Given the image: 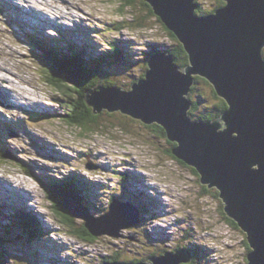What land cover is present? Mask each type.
<instances>
[{"label":"rangeland","instance_id":"obj_1","mask_svg":"<svg viewBox=\"0 0 264 264\" xmlns=\"http://www.w3.org/2000/svg\"><path fill=\"white\" fill-rule=\"evenodd\" d=\"M8 1H14L23 9L16 16L6 0H0V147L2 154L8 156L0 159V180L6 179L2 184L7 183L12 188L18 186L14 187L18 189L15 191L23 195L32 192V196L25 200L27 210L20 207L21 200L0 195V239L6 247L3 264H102L113 258L126 263H149V257L190 249L200 257L195 258V264H247L249 252L243 244L246 235L226 216L219 193L201 184L192 167L186 168L171 159L164 138L156 139L153 130L137 119L129 122L123 132L114 127L122 122L110 121L107 110L101 111V127L95 128V132L82 131L63 122L60 118L67 116L71 107L68 102L76 97L70 99L73 95L65 88L57 95L46 83L41 62L35 56L41 53L32 45L29 36L32 32L42 33L55 46H65L52 40L58 38L51 28L57 24L45 22L43 16L48 9H51L50 16L62 13V9L63 18L87 23L69 33L79 34L75 37L76 43L85 44L88 31L96 32L90 33L96 37L100 34V38H91L94 46H87L89 58L108 51L107 43L126 45L123 54L132 60L122 57L126 70L120 67V73L109 81L116 71L109 67L106 69L109 74L104 75L101 82L128 91L131 81L144 72L141 65L145 56L148 60L152 51H167L174 46L145 2L136 0L126 7L124 0H38L40 4L37 0ZM196 1L206 12L216 9L219 2ZM37 5L43 15L31 13L27 8ZM25 21L35 29L26 31L21 24ZM87 26L92 27L88 30ZM60 29L62 37L70 38ZM112 53L120 55L121 48L113 46ZM203 88L210 97L209 88ZM199 96L200 89L188 98L197 100ZM32 100L38 105H29ZM201 102L199 113L204 112V104L210 109L214 104L211 97ZM116 112L121 114L115 111L114 115ZM154 124L157 125L156 122L151 125ZM69 178L82 186L77 198L92 216L106 214L110 201L117 199L137 205L141 212L140 223L121 229L118 237L102 235L91 242L71 235L83 221L72 216L71 229L64 227L49 209L50 203L39 186V181ZM20 185L27 188L23 190ZM73 188L79 193L78 186ZM72 198L75 201L73 192ZM24 213L36 229L38 237L35 239L24 228L25 224L16 223L18 214L25 220Z\"/></svg>","mask_w":264,"mask_h":264},{"label":"water","instance_id":"obj_2","mask_svg":"<svg viewBox=\"0 0 264 264\" xmlns=\"http://www.w3.org/2000/svg\"><path fill=\"white\" fill-rule=\"evenodd\" d=\"M144 1L183 45L190 64L180 70L173 55L158 53L148 62L146 79L131 91L97 87L88 104L94 113L120 111L162 125L177 144L174 156L219 193L226 216L246 235L247 264H264V0H223L225 7L205 16L195 14L196 0ZM195 76L206 79L228 105L213 121L189 118ZM69 194L64 210L94 237H118L121 229L139 223L129 203L113 200L106 214L94 217ZM148 260L102 264H186L191 257L181 250Z\"/></svg>","mask_w":264,"mask_h":264},{"label":"trees","instance_id":"obj_3","mask_svg":"<svg viewBox=\"0 0 264 264\" xmlns=\"http://www.w3.org/2000/svg\"><path fill=\"white\" fill-rule=\"evenodd\" d=\"M135 1L136 0H124L123 2L125 3L124 5L126 7H130L134 4ZM144 4L145 6L148 7L150 14H154L152 7H150L146 2ZM225 5L226 3L223 0H219V2L217 3L218 7L216 8H223L225 7ZM212 12H214V10L206 12L205 10L203 11L201 7H198L195 14L202 16L207 13L210 14ZM156 18L159 22H161L159 17L156 16ZM161 24L163 29H165V31L168 33L169 37L172 39L174 43V46L170 48V50H168L167 52L174 56L176 65L180 69L185 68L190 64L189 56L187 52L185 51L183 45L177 40L174 33L170 31L163 22H161ZM114 47H118L117 43H115ZM55 49H56L55 47H52L48 43H46L45 46L42 47L39 46V49H35L38 50L39 53H41V55L36 54L35 56L41 62V66L43 67L42 73L46 78L45 79L46 83L51 88L56 90L55 91L56 94L58 95L60 93H63L62 88H65L70 94L73 95L70 99H72L74 96L76 97L75 100L68 102V104L71 105L70 109L68 110V115L66 116V114H64L60 119H62L63 122L71 126H74L82 131L95 132L96 131L94 130L95 128L99 129L101 127V125H99V118L102 113L98 111L94 113L92 106L88 104V95L91 96L94 92H97L96 88L99 84L98 81H100L102 74L103 73L109 74L108 70H106V67H108L110 59L112 58L115 59L114 63L112 64V67L118 66L115 70L119 69L120 67H123V64H120V62H122V57L124 56L123 51L121 49L120 55L117 54L114 55L112 53L113 50V46H112L111 51L106 53L104 56L99 58L86 59L85 55L82 54L80 51H78L77 47L75 46H68L67 49L65 50L63 48H59L56 49L57 51H55ZM116 55L119 57L116 58ZM146 58L147 57L145 56L144 60H146ZM112 76L113 75H111V77ZM142 79L144 80L146 79V77L143 75V78H141V80ZM108 85H112V84L103 83L104 87L106 86L108 87ZM203 87L209 88L210 90L209 95L214 100V104L211 106L212 107L211 109L210 106L207 108L206 107L207 104L206 105L204 104L203 106L204 112L199 113L198 111H200L199 109L200 102L201 101L207 102L208 99L210 100V97L206 96ZM198 89H200V96L198 98L200 99V102H198V99L197 100L193 98L190 99L192 109L190 110L189 114L192 119L212 121L214 119L219 118L222 114H224L225 111L228 110V105L226 104V102L222 98L218 97V95L216 94L212 86L209 84V82L202 77L195 76L194 84L190 88V95L195 94ZM72 103L75 106H73ZM65 107L68 106L65 105ZM75 112H77V114ZM107 112L110 121L113 120L112 121L113 123H115L117 120L118 121L116 123L122 122V124L120 123L114 127H119L123 132H125L128 129L127 127L129 125V122L133 123L132 120L134 118L130 115H125L121 112H120L121 114H118L116 112L114 115V113H111L109 111ZM72 113L73 116L71 115ZM140 122L145 126H147L149 129L153 130L156 139H161V138L165 139L166 143H168L169 145V148L166 151L171 159L176 160L178 163H181L182 165H185L186 168H188V166L183 161L177 159V157L174 156L172 151L177 147V144L168 139L167 130L162 125L159 124L147 125L141 120H139L138 123ZM1 158H3V154H2V150L0 149V159ZM2 161L4 160L2 159ZM192 170L195 175L196 174L198 175L195 169ZM39 183L42 192L44 193V196L46 197L47 201L50 203L49 209L52 210V213L55 215V217L60 218V221L64 227L71 229L70 224L72 223L71 220L72 215L67 213L63 208L64 195L66 194L67 191L72 190L69 187L68 180H56L53 183H45V182H39ZM72 192L74 193L75 201L83 206V204H81L77 198V196H80L79 193H77L75 190H72ZM20 215L21 214L17 215L16 223L22 225L24 221L25 224L24 228L28 231L29 235L30 236L33 234L38 235L36 234V229L34 228L33 223L27 221V219L23 220L21 217L22 215L21 216ZM231 222L237 228V225L233 221ZM71 235L77 236L79 239L84 241L91 242L92 240H94L93 234L87 228L84 227V223H82L77 230L71 233ZM243 241H244L243 244L245 245L247 251L250 252L251 249L246 241V237L243 239ZM5 249H6L5 243L0 239V264H3L2 262L3 259L5 261V257L3 253ZM113 260H115V258L110 259L109 261H113ZM135 262H139V261H135Z\"/></svg>","mask_w":264,"mask_h":264},{"label":"bare ground","instance_id":"obj_4","mask_svg":"<svg viewBox=\"0 0 264 264\" xmlns=\"http://www.w3.org/2000/svg\"><path fill=\"white\" fill-rule=\"evenodd\" d=\"M6 2L8 3V6L9 7H12L13 8V12H14V14L16 15V16H19L20 15V11H21V9H23V8H20V7H18L15 3H14V1H8V0H6ZM37 2H38V4H40V1H38L37 0ZM51 5H54V6H56L58 9H60L59 8V6L58 5H56V4H51ZM27 8H29V10H30V12L31 13H35V14H37V15H39V14H42L43 15V13H42V11H40L39 10V5H37L36 7H32V6H28ZM48 9V8H47ZM54 9L55 8H52V10L54 11ZM49 10H51V9H48V12H45L44 13V21L45 22H50V23H55V24H58V23H63V22H67V23H69L72 27H82L83 26V24L82 23H80V22H77V21H72L71 19H69L68 17H64L63 18V16H62V13H56V14H53V15H51L50 16V14H49ZM60 11H62L61 9H60ZM10 86V85H9ZM18 95H19V97H22L23 96V94H21V93H17ZM30 96V95H29ZM22 99H24V100H28V97H26L25 95L22 97ZM29 105H31V106H36V105H38V102L37 101H35V102H33V100L30 102V104ZM113 113V112H112ZM4 180H6V179H2V180H0V195H8V196H11L13 199H15L16 201H19V200H21V201H19V203H21L20 204V207L21 208H24V209H27V210H29V206L27 205L28 204V202H26L25 200H27V199H31V196H32V192H31V194H29V195H23V194H21L20 192H18V191H15V190H13L8 184H2V182H4ZM78 187H79V189L81 188L80 186H79V184H78ZM25 189V188H24ZM2 197V196H1ZM28 206V207H27ZM120 222V221H119Z\"/></svg>","mask_w":264,"mask_h":264}]
</instances>
